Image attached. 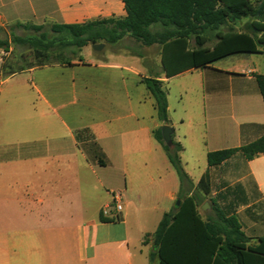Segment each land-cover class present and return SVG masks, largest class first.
<instances>
[{"label":"crops","instance_id":"0c3cea01","mask_svg":"<svg viewBox=\"0 0 264 264\" xmlns=\"http://www.w3.org/2000/svg\"><path fill=\"white\" fill-rule=\"evenodd\" d=\"M126 16L121 0H0L6 33L17 24ZM260 21L248 17L225 26L250 32ZM129 39L103 43L99 51L88 45L71 64L1 74L0 264H159L153 240L144 239L165 213L177 210L181 189L196 194L203 219L215 218L218 206L238 218L251 245L264 237V154L248 161L237 153L215 167L207 160L210 152L264 135L255 78L264 75V54H235L167 78L161 48L132 49L124 46ZM144 79L161 81L167 93L172 138L183 147L190 179L184 188L154 135L163 125ZM92 142L105 166L91 152ZM206 174L209 195L198 187ZM104 210L112 221H101Z\"/></svg>","mask_w":264,"mask_h":264},{"label":"trees","instance_id":"16d2710c","mask_svg":"<svg viewBox=\"0 0 264 264\" xmlns=\"http://www.w3.org/2000/svg\"><path fill=\"white\" fill-rule=\"evenodd\" d=\"M127 16L123 19H99L81 24H54L48 27L17 24L11 29H23L25 36H15L16 45L33 51L34 61L27 62V56L14 55L1 66L3 76L9 77L26 69L53 63L71 64L82 60L84 47L94 44H116L126 35L144 46L158 45L161 61L167 78L179 75L193 68L211 65L226 57L240 53L264 54V0H121ZM248 17H259L251 31L237 33L222 32L221 28L231 21ZM159 26L156 33L152 28ZM216 32V34H213ZM195 37L196 48L190 47ZM217 43L207 46L212 37ZM6 42H0V48ZM57 58L54 62L53 58ZM264 100V75H255ZM155 99L157 118L163 126L169 125L168 99L163 83L157 79H144ZM162 126V127H163ZM162 127L154 131L169 159L179 174L181 183H190L184 170L181 144L173 140L169 147L162 138ZM91 152L98 157L100 165L107 162L98 154L96 142L91 143ZM237 153L251 161L264 154V135L240 148L210 152L209 167L219 166ZM198 187L209 195L211 182L204 175ZM181 206L165 213L157 230L145 236L144 243L153 240L159 257V264H264V237L256 245L242 229L235 216H228L218 206L214 207L215 218L203 219L196 194L187 195L184 189L178 195ZM101 221L110 222L103 216Z\"/></svg>","mask_w":264,"mask_h":264},{"label":"rangeland","instance_id":"374dc122","mask_svg":"<svg viewBox=\"0 0 264 264\" xmlns=\"http://www.w3.org/2000/svg\"><path fill=\"white\" fill-rule=\"evenodd\" d=\"M161 30L162 29L159 26H155V27L152 28V32H154V33L158 32V31H161ZM221 31H228V29H227L226 26H223L221 28ZM27 34H28V32H26L23 29H9L7 33L4 30H0V42H6L7 43V46L4 45V46H2L0 48V55H2L4 52H6V53L8 52V55H6V56L4 55L3 63L8 58H10V57H12L14 55L27 56V62L34 61V58H33V54L34 53H33L32 50H30L28 47L16 45L13 42V39H14L15 36H25ZM213 34H216V32H214ZM190 40H191L190 41V47L191 48H196L195 37L192 36ZM216 41H217L216 38L213 36L211 38V41L209 43H207V46H209V47L213 46ZM124 46H127V47L132 48V49H136V50L142 48V45H141L140 42H137V41H134V40H130V39H129V41H125L124 42ZM107 50L109 51L108 48H107ZM57 58L54 57L53 61L56 62ZM166 88H168V86H166ZM176 202L177 201L174 202V207L176 205ZM0 214H1V212H0Z\"/></svg>","mask_w":264,"mask_h":264},{"label":"water","instance_id":"95a60500","mask_svg":"<svg viewBox=\"0 0 264 264\" xmlns=\"http://www.w3.org/2000/svg\"><path fill=\"white\" fill-rule=\"evenodd\" d=\"M104 47H105L104 44H94V45H92V48L94 50H97V51L102 50ZM172 135H173V129L169 125H165V126L162 127V138H163L165 144L167 146H169V147L173 146ZM180 206H181V201L177 200L175 207L177 209H179Z\"/></svg>","mask_w":264,"mask_h":264},{"label":"built area","instance_id":"2783aa9c","mask_svg":"<svg viewBox=\"0 0 264 264\" xmlns=\"http://www.w3.org/2000/svg\"><path fill=\"white\" fill-rule=\"evenodd\" d=\"M4 55H5V56L8 55V52H7V53L4 52L2 55H0V66H1L2 63H3ZM1 74H2V73H1V70H0V77H1ZM118 198H119V196H117V195L114 197L115 202H116V211H117V212H120V211L122 210V205L119 203ZM102 213H103V216H107V211H106V210H104Z\"/></svg>","mask_w":264,"mask_h":264}]
</instances>
